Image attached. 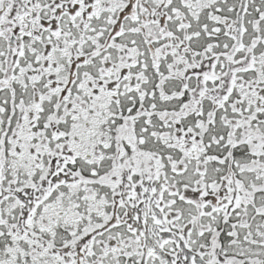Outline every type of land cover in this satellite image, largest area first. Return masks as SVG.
<instances>
[{"label":"snow or ice","instance_id":"obj_1","mask_svg":"<svg viewBox=\"0 0 264 264\" xmlns=\"http://www.w3.org/2000/svg\"><path fill=\"white\" fill-rule=\"evenodd\" d=\"M0 264H264V0H0Z\"/></svg>","mask_w":264,"mask_h":264}]
</instances>
